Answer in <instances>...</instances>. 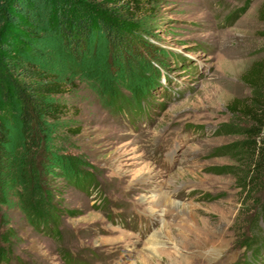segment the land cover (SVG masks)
I'll return each instance as SVG.
<instances>
[{
	"label": "rangeland",
	"instance_id": "obj_1",
	"mask_svg": "<svg viewBox=\"0 0 264 264\" xmlns=\"http://www.w3.org/2000/svg\"><path fill=\"white\" fill-rule=\"evenodd\" d=\"M60 2L130 25L128 36L142 54L159 52L169 71L144 115L140 79L131 67L122 70L136 61L127 48L112 50L95 34L72 51L49 27L34 32L43 38L38 46L24 40L36 68L62 88L45 102L65 112L55 122L38 116L32 143L13 132L7 146V168L16 178L6 177L1 188L0 264L251 262L264 230L256 215L263 179L254 178L250 190L242 186L251 175L234 146L246 123L232 119L227 106L248 96L241 77L264 57V0H152L135 17L120 0ZM1 108L3 117L13 116ZM228 123L232 133L221 127ZM46 152L68 164L47 165ZM29 162L58 210L45 230L23 201L21 172ZM79 180L97 188L85 193ZM95 191L104 196L100 209ZM257 251L264 264V247Z\"/></svg>",
	"mask_w": 264,
	"mask_h": 264
},
{
	"label": "trees",
	"instance_id": "obj_2",
	"mask_svg": "<svg viewBox=\"0 0 264 264\" xmlns=\"http://www.w3.org/2000/svg\"><path fill=\"white\" fill-rule=\"evenodd\" d=\"M151 2L152 0H120V3H123L120 6L124 7V11L129 16L135 17L145 11ZM67 8L68 6L60 0H0V110L1 107H5L14 111L13 116L8 118L0 113V201H2L1 188L6 177L10 180L16 178L15 172L13 173L15 170H9L6 162V149L11 144L14 133L19 141L32 143L30 131L38 116L43 115L49 121L55 122L65 112L64 107L45 102L47 96L60 94L62 88L42 74L33 64V56L28 54L32 52L31 46L24 40L29 41L30 44L36 43L37 46L43 40L41 36H34V32L47 30L48 27L54 29L59 37L72 47V51L86 47V42L95 34H100L112 50L127 48L136 61L129 59L125 65H122V70L124 73L128 67H131L140 79L138 94L141 95L140 105L144 115L151 107L153 92L162 81L166 80L165 74L169 71L168 60L163 55L159 56V52L156 56L151 55L150 58L144 56L140 47L128 36L130 25L123 27L122 24L120 26L112 21H106L94 13L74 12V9ZM260 20L264 23V4L260 10ZM179 60L182 62V59ZM241 81L248 87L249 94L246 98L230 102L227 110L232 119L246 123L245 129L238 130L243 137L242 140L233 146L235 154H239L246 162L251 178L242 181L244 182L242 186L250 190L251 186L255 185L254 178L263 179L264 186V57L243 74ZM115 107L117 109L121 106L115 104ZM221 127L224 133H232L234 130L230 123ZM225 149L227 147L222 148V151ZM42 153L45 154V151ZM47 155L49 159L46 161L47 165L68 164L67 158L52 153ZM46 164L43 163L44 166ZM14 167L16 169V166ZM69 169L75 172L72 165ZM35 170L31 162L22 168L21 177L27 190L23 201L36 226L45 230L52 219H57L58 210L53 209L51 197L46 193L39 172L36 175L32 173L37 172ZM78 182L85 193L87 191L89 193L93 187L97 188L93 181ZM101 207L100 201L96 208ZM257 207V219L264 223V199L257 203ZM262 233L261 239L264 241V230ZM261 239L252 251L254 252L250 257L252 261L243 264L259 263L261 253L257 250L264 247ZM5 241V232L0 231V244H6ZM253 245H248L249 250ZM2 263L8 264L6 260Z\"/></svg>",
	"mask_w": 264,
	"mask_h": 264
},
{
	"label": "built area",
	"instance_id": "obj_3",
	"mask_svg": "<svg viewBox=\"0 0 264 264\" xmlns=\"http://www.w3.org/2000/svg\"><path fill=\"white\" fill-rule=\"evenodd\" d=\"M90 191H91V190H90ZM93 197H97V198L94 200L95 205H98L100 201H101V203H102V197H101V195H100V193H99L98 191H95V192H94Z\"/></svg>",
	"mask_w": 264,
	"mask_h": 264
},
{
	"label": "bare ground",
	"instance_id": "obj_4",
	"mask_svg": "<svg viewBox=\"0 0 264 264\" xmlns=\"http://www.w3.org/2000/svg\"><path fill=\"white\" fill-rule=\"evenodd\" d=\"M164 197V196H163ZM162 200V199H161ZM164 200H166L167 201V199L166 198H164ZM152 244H153V242H152Z\"/></svg>",
	"mask_w": 264,
	"mask_h": 264
},
{
	"label": "clouds",
	"instance_id": "obj_5",
	"mask_svg": "<svg viewBox=\"0 0 264 264\" xmlns=\"http://www.w3.org/2000/svg\"><path fill=\"white\" fill-rule=\"evenodd\" d=\"M101 195V194H100Z\"/></svg>",
	"mask_w": 264,
	"mask_h": 264
}]
</instances>
